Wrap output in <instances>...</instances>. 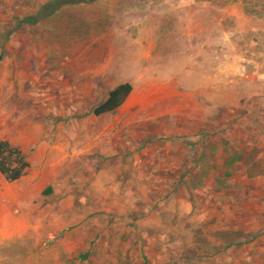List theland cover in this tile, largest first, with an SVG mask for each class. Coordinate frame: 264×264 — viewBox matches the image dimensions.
<instances>
[{"label":"rangeland","instance_id":"1","mask_svg":"<svg viewBox=\"0 0 264 264\" xmlns=\"http://www.w3.org/2000/svg\"><path fill=\"white\" fill-rule=\"evenodd\" d=\"M44 1L0 0V140L30 163L0 173V264H264V0H98L17 28Z\"/></svg>","mask_w":264,"mask_h":264},{"label":"trees","instance_id":"2","mask_svg":"<svg viewBox=\"0 0 264 264\" xmlns=\"http://www.w3.org/2000/svg\"><path fill=\"white\" fill-rule=\"evenodd\" d=\"M98 0H45L44 3L35 7L34 10L20 11L13 9L12 12L18 14L14 16L17 21V28L24 26H34L41 21L55 16L63 8L71 5L92 4ZM21 14V15H20ZM132 92V85L125 83L117 86L109 92L108 98L94 109L93 114L100 116L105 113H112L116 111L127 99ZM30 167L26 156L23 152L13 146L9 141H0V172L7 182L12 183L21 179Z\"/></svg>","mask_w":264,"mask_h":264},{"label":"crops","instance_id":"3","mask_svg":"<svg viewBox=\"0 0 264 264\" xmlns=\"http://www.w3.org/2000/svg\"><path fill=\"white\" fill-rule=\"evenodd\" d=\"M127 98H128V97H127ZM126 100H127V99H126ZM126 100H125V101H126ZM124 103H125V102H124ZM124 103H123V104H124ZM123 104H122V105H123ZM122 105H121V106H122ZM121 106H120V107H121ZM2 140H4V139H2ZM2 140H0V141H2ZM20 150H21V149H20ZM21 151H22V150H21ZM22 152H23V151H22ZM23 154H24V153H23ZM28 162H29V161H28ZM29 168H30V167H29ZM29 168H28V169H29ZM28 169H27V172H26V174H25V175H24V176H23L21 179H19V180L15 181V182L22 181V180H23L25 177H27V175H28ZM0 173H1V172H0ZM2 176H3V175H2ZM3 177H4V176H3ZM4 179H5V178H4ZM5 180H6V179H5ZM8 183H9V182H8ZM12 183H13V182H12ZM30 183H31V182H30V181H28V184H27L28 186H25V188H26V189H28V190H29V188H30V187H32V186H33V185H32V184H30ZM29 185H30V186H29Z\"/></svg>","mask_w":264,"mask_h":264}]
</instances>
